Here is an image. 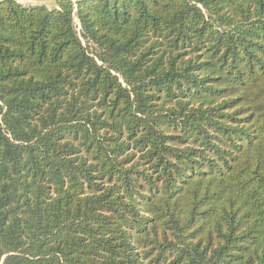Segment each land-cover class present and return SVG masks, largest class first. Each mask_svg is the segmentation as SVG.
Segmentation results:
<instances>
[{"label":"trees","instance_id":"16d2710c","mask_svg":"<svg viewBox=\"0 0 264 264\" xmlns=\"http://www.w3.org/2000/svg\"><path fill=\"white\" fill-rule=\"evenodd\" d=\"M55 3L0 0V264H264V0Z\"/></svg>","mask_w":264,"mask_h":264},{"label":"rangeland","instance_id":"374dc122","mask_svg":"<svg viewBox=\"0 0 264 264\" xmlns=\"http://www.w3.org/2000/svg\"><path fill=\"white\" fill-rule=\"evenodd\" d=\"M71 1L75 2L76 0H71ZM17 2H19L22 5H44L49 9L56 7L55 0H17ZM75 24L79 30L77 21H75Z\"/></svg>","mask_w":264,"mask_h":264}]
</instances>
